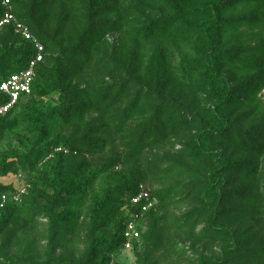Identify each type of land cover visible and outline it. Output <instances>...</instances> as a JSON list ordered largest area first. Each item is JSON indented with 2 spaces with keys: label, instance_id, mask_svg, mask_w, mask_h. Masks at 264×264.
<instances>
[{
  "label": "trees",
  "instance_id": "trees-1",
  "mask_svg": "<svg viewBox=\"0 0 264 264\" xmlns=\"http://www.w3.org/2000/svg\"><path fill=\"white\" fill-rule=\"evenodd\" d=\"M10 8L44 57L0 117V264H119L141 185L136 264H264V0ZM35 55L0 28V82Z\"/></svg>",
  "mask_w": 264,
  "mask_h": 264
},
{
  "label": "built area",
  "instance_id": "built-area-1",
  "mask_svg": "<svg viewBox=\"0 0 264 264\" xmlns=\"http://www.w3.org/2000/svg\"><path fill=\"white\" fill-rule=\"evenodd\" d=\"M0 3L5 7L6 12L3 19L0 21V28L4 25L12 24L15 32L21 35L25 40L32 41L35 45L36 55L35 58L29 63V66L26 70L20 71L16 74L9 76L6 80L0 82V95L6 96V101L0 105V117L8 114L14 108H17L22 97L29 96L32 91V83L35 78L34 70L38 63L43 61L44 47L38 43L35 38L30 34L29 30L18 22L11 13L10 0H0ZM63 149H57L56 152H62ZM67 153L66 151H64ZM140 192L137 197L132 199L131 206H141V215L140 214H129V211L126 210L130 216V220L126 225L125 237V251H130L133 248V243L138 242L141 236L138 219L141 218L142 214L147 213L148 211L155 208L157 205V200L152 198V193L149 188L144 185L139 187ZM25 193V188L20 191V195ZM15 196L14 201L18 202L19 197ZM8 198L4 195L1 198L0 208H3ZM127 209V208H125Z\"/></svg>",
  "mask_w": 264,
  "mask_h": 264
},
{
  "label": "rangeland",
  "instance_id": "rangeland-1",
  "mask_svg": "<svg viewBox=\"0 0 264 264\" xmlns=\"http://www.w3.org/2000/svg\"><path fill=\"white\" fill-rule=\"evenodd\" d=\"M15 180L17 179L12 177L11 179L4 181V182L9 184ZM117 262L119 264H136L135 258L133 257L132 253L129 251L123 252L122 255L117 259Z\"/></svg>",
  "mask_w": 264,
  "mask_h": 264
}]
</instances>
